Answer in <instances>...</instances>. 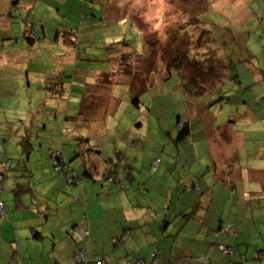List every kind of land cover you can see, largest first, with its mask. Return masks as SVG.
<instances>
[{
    "label": "rangeland",
    "instance_id": "374dc122",
    "mask_svg": "<svg viewBox=\"0 0 264 264\" xmlns=\"http://www.w3.org/2000/svg\"><path fill=\"white\" fill-rule=\"evenodd\" d=\"M26 2L31 4V10L23 25L29 26L32 33L29 31L24 35L25 32L17 31V22L23 19L18 16L12 20L14 26L11 30L0 32V56L20 55L21 48H32L30 55L28 52L31 63L25 64L24 70L33 74L27 77L24 70L6 73L0 70V150L11 152L12 145L23 136L26 140L28 135L32 140L33 154L49 148V144L53 149H59L65 153L68 164L80 168L77 174L80 182L65 187L80 196L83 182L86 193L92 187L95 188L94 194L100 197L105 191L111 193L113 207L120 206L124 210L128 206L131 211L130 214L123 213L117 208L116 213L123 215L122 218L128 215L133 222L140 221L138 231L159 229L168 224L170 233L182 219H186L185 224L194 225L195 220L203 222V219L211 218L216 209L210 197L217 194L215 187L218 184L209 187L207 192L204 184L208 185L207 178L214 174V166L219 169V178H223L222 172L231 167L232 179L242 184L246 197L255 198L243 199L240 191L233 194V201L230 195H224L219 200L218 212L248 216L252 241L247 238L249 243L234 245L233 237L224 231L216 240L228 239L221 244L231 250L226 251L229 255L248 245L252 246L251 249L255 245L264 248V197H261L264 189L260 187L249 193L247 188L253 180L264 184V171L254 170L264 168V129L259 130L257 116L252 113V117L250 112L234 115L232 119L237 123L228 125L226 121L233 114L232 107L218 101L222 96L228 99V96L236 95L237 101L245 99L252 109L260 104L264 106V0H113L106 9L102 0H86L84 6L78 0ZM129 19L134 21L133 25ZM217 20L228 28L224 34L220 29V36H223L214 38L216 33L211 27ZM70 29L75 30L78 39L74 57L69 52L72 43L64 41V34ZM29 38L34 39L30 42ZM114 41H124L136 54L142 51V59L134 57L130 48H118V57L114 54L111 64L115 71L111 82L116 84H112L110 95L114 99L109 96L101 98L98 106L107 114L99 117L96 128L86 126L89 133L83 134L82 142H87L78 147L80 144L74 143L69 121L74 120L71 109L77 112L83 97L80 81L85 84L87 79L95 78V71L108 69L104 61L97 59H104L103 48ZM52 55L57 56L55 61L50 60ZM227 59L230 60V69L238 73L237 82H224ZM2 60L0 67L4 65ZM71 63L74 66L64 68V74L68 73L65 79L69 81V92L63 99L65 108H62L71 112L59 116L61 120H51L45 125V120L39 118L42 115L40 101L49 95L51 83H56V76L52 77L55 68ZM173 66L180 69V78L190 85L191 94L186 95L187 98L184 83L174 70L165 77ZM128 72L132 74L134 86L148 85L146 91L138 95V107L131 103L133 95L128 91V80L122 76ZM219 85L236 92H213ZM193 88L203 95H192ZM250 98H253L252 103ZM32 101V104H39L30 111ZM90 112L91 109L87 108V113ZM53 114L56 115L57 111ZM84 118L90 117L85 115ZM176 120L188 123L191 128L190 136L178 145L172 141L179 126H176ZM23 121L34 124L32 129L28 126L30 132L27 136L26 132L19 130ZM253 122L257 125H252ZM73 151L76 153L74 158ZM2 158L0 154L3 181L24 180L12 173L16 167L13 161L10 170L5 171ZM166 168L174 171H165L164 177ZM86 170L100 177L92 182L84 176ZM178 182L181 188H178ZM220 187L221 184V196ZM191 191L196 195L195 201ZM181 193L186 200L179 195ZM2 195L7 193L4 191ZM167 211L170 216L163 222V213ZM224 229L228 231L227 226ZM211 243L207 247V250L211 249L209 256H198L195 260L201 264H229L219 246L221 253L211 258L215 251L212 245L219 244ZM255 254L258 256L257 251Z\"/></svg>",
    "mask_w": 264,
    "mask_h": 264
},
{
    "label": "crops",
    "instance_id": "0c3cea01",
    "mask_svg": "<svg viewBox=\"0 0 264 264\" xmlns=\"http://www.w3.org/2000/svg\"><path fill=\"white\" fill-rule=\"evenodd\" d=\"M11 1L0 0V6L5 7ZM21 1L19 6L29 11L31 4H28L26 0ZM2 24V20H0V27H3ZM42 30H44V26H42ZM45 47H47L46 44ZM29 51V49L25 50V48H21L22 54L20 55L16 54L11 57L0 56V59L3 58L2 61L4 62V65L0 68L9 67L10 65V68L13 70H24L26 68L24 65L31 63L28 61ZM56 59L57 56L53 55L50 60L55 61ZM80 73L83 72L81 71ZM96 73L99 74L98 71ZM24 74L27 77L33 76L32 72L28 73L25 71ZM40 74H43V72ZM80 83L82 82L80 81ZM58 98L55 97L50 100L47 96L44 101H40L39 108H42L43 115L40 114L39 118L40 120H45V125L46 122L60 119L50 117L49 113L44 112V109L49 105L60 106L62 102L55 100ZM32 103L33 101L30 103V111L39 104V102ZM252 115L254 117V114ZM256 116L255 118L260 121L262 114H256ZM30 122L23 121L20 129L29 131L28 126L32 129L34 124L29 125ZM48 147L47 149H42V151L40 150L39 154H31L27 158V164L32 175V180L30 179L29 181L32 195L28 193V197L23 195L19 199H15L10 194L13 188L12 183L2 184L0 201L5 205V218L4 220H0V264H14V255H17L20 264H144V262H147V264H194L193 261L195 264H201L195 259L198 256H209L208 253L211 249L207 250V247L212 244L211 242L219 243L218 245L216 243L212 245V250L214 249L215 251L211 254V258H214V255L217 256L218 252L221 253L218 246L220 247L225 239L219 242L216 240V237L218 238L221 235L222 230L219 231V228L224 225L228 227V231H226L227 235L233 237L235 241L232 244L240 246V243H249L246 241L247 238L252 241L250 234L252 230L250 231V224L248 225V220L250 219L248 216L245 214L225 215L224 213H220V211L218 212L219 200L221 201L223 199L221 197L226 196L227 192L222 190L221 196L219 195V187L213 184V177L206 178L207 186H216L215 188L217 189V194L210 197L211 201L215 203L216 213L212 214V217L209 219H203V222L197 221L194 218V225L183 223L182 227H179L177 231L176 239L172 241L166 239L162 242L160 239L161 228L138 231L140 221L133 222L128 215L124 218H122L123 215H118L116 213L117 208H120V211L123 213L130 214L131 211L128 206L124 210L120 206L113 207L111 193L105 191L103 192V196L100 197L94 194V187L86 193L84 192L86 189L85 183L82 181V195L78 196L70 192L65 187L71 184H67L64 181V171L62 173L55 171L47 155L48 150L59 151V149H53L50 144ZM258 152L260 153L262 150ZM257 156L258 153H256L255 157L257 158ZM262 163H264V160H262ZM69 167L73 169L77 176L80 171L79 165L72 166L70 164ZM257 169L264 171V168H254V170ZM165 171L173 172L174 170L169 168L164 169V177L166 175ZM84 176H87L92 182H95L100 177L98 175H91L89 172L87 175L84 174ZM22 182L25 185L27 180ZM170 182L173 181L171 180ZM179 184L178 182L177 186ZM260 187L264 189V184L262 185V182L258 184L254 180L247 185L249 192L252 190L256 191ZM178 188L181 187L178 186ZM4 191L7 193L6 196L2 195ZM239 191L244 198H247L242 187ZM191 194L195 201L196 195L192 192ZM179 195L186 200L184 193ZM192 197L190 196L189 198L192 199ZM125 199L127 201V198ZM168 209L170 211L169 207ZM166 214L170 216L168 211ZM163 220L165 218H162ZM134 225H136V228ZM167 225L161 230L162 233L169 235L176 232L177 229L168 233L170 229H168ZM77 227L86 230L85 237L80 238L75 233L74 229ZM254 227H256L255 224ZM34 231H39L43 237L41 239L35 237L31 239ZM240 237H242L241 240L238 239ZM251 247V245H248L246 248H242L240 252L233 253L230 257V262L240 261V255H246L247 259H254L256 257L255 252L262 247L256 245L253 246V249ZM77 249L85 253V261L76 262L73 259V254ZM155 251L156 257H154ZM219 259L223 260L221 256H219ZM256 264H264V262L259 261Z\"/></svg>",
    "mask_w": 264,
    "mask_h": 264
},
{
    "label": "trees",
    "instance_id": "16d2710c",
    "mask_svg": "<svg viewBox=\"0 0 264 264\" xmlns=\"http://www.w3.org/2000/svg\"><path fill=\"white\" fill-rule=\"evenodd\" d=\"M20 1L21 0H12L10 2V4L6 5L5 7L4 6H0V20H2L3 27L6 26L5 28L0 27V32L4 33L5 31L11 30L13 28V26H14V24L12 23V20L14 18H16V16H18L20 18L23 17V19L20 22H17V27H16L17 31H20V32H23V33L25 32L24 35L26 34V32H29V31H30L29 33H32V31L29 28V26L25 27L23 25L24 24V20L30 14V10L31 9H29V11H28V10H26V8L24 9V8L20 7L19 6ZM78 1L81 4H83V6L86 4V0H78ZM112 1L113 0H102L103 6H104L103 8L104 9L108 8L109 4L112 5L113 4ZM6 7H7V9L5 10ZM109 11H111V10H109ZM128 22L131 25L134 24V21L132 19L131 20L129 19ZM213 23H215V24L211 27L212 28L211 31L215 30L216 34L213 33L215 35V36H213L214 38L220 36V29H223V34L225 32H227V28L228 27L222 26L221 20H217V21H215ZM102 24H103V22H102ZM41 29H42V27H41ZM137 31H138V33L140 35L139 30H137ZM222 36L223 35H221L220 37H222ZM64 38H66V40H64L65 42L66 41H70L72 43V48H71V50L69 52H71L70 56L74 57L76 55L75 54V51H76L75 43L77 44V41H78L77 37L75 36V30L74 29L68 30L67 33L64 34ZM140 38H141V36H140ZM33 39L34 38H32V39L29 38V41L31 42ZM31 44L32 43H30L29 45H31ZM32 46H33V44H32ZM141 46H142V44H141ZM119 47L126 48V49L130 48L124 41H114L111 44H109L108 46H105L103 48L104 53H105L104 59L103 60L102 59H97V60L104 61L105 62V67H108V69L106 68L104 70H98L99 74H97V75H95V73H96V71H95V73H94V77L95 78L87 79L85 84L83 82V83H81V86H79V87H81L80 89L84 91L83 92V97L80 99V101H81L80 102V107H78V110L76 109L77 112H74L75 109H71V111L74 114L72 119H74V120L73 121H71V120L69 121L71 123V134L73 135L74 143L75 144H80V145H77L78 147H81L82 144L84 145L85 142H87V140H83V142H82V139L84 137L83 134L89 133V131L87 130L86 126L88 125V127H90L91 129L96 128V123L99 122V120H98L99 117L103 118V116H105L107 114L106 111L102 112V108H100L98 106L99 105V101H101V98L109 96V97L114 99V97H112L110 95V88L112 87V84H116L114 82H111L112 81V77L111 76H112V74L115 73V71L113 72V70L111 69L112 68L111 64L113 63L112 58H113L114 54H116L117 57H118V48ZM130 49L133 50L132 48H130ZM25 50H26V48H25ZM29 50H30L29 51V55H30L32 53L31 52L32 48L29 49ZM133 52L134 53H132V54H133L134 57L142 59V57H141L142 53H143L142 51L139 52V54H136L137 52L135 50H133ZM122 54H124V53H122ZM36 55L38 56V54H36ZM69 59H70V61L75 63V60H72L71 58H69ZM176 65L177 64H175V66ZM63 66L64 67L58 66V67L55 68V71H53V72L58 71V72H56L55 74L52 75V77L56 76L55 77L56 78V83H51V89L48 92L49 93L48 96L50 97V100L54 99L55 97H59L58 99H55V100L61 101L62 104L60 106L49 105L47 108L44 109V112L49 113L50 117H54V118H60L59 116L65 114L66 112H68V113L71 112V111H65V109L62 110V108H65L64 105H63V102H64L63 99H65L68 96L67 94L69 92V84H68L69 81H66V79H65V76L68 73L64 74V68H65V66H68V67L74 66V64L71 63V64H66V65H63ZM175 66L169 68V70L167 71L165 77L169 76V74H170V72L172 70H174L176 72L177 76L180 75V69L176 68ZM225 66H226V69H227V74H226L227 78H226V80L224 82H230V81L237 82L238 77H239L238 73L236 74L234 71H232L230 69V60L229 59L226 60ZM0 70H1V72L4 71V73H6L8 71H12V72L17 71V70L11 69L8 66L2 67V68H0ZM122 76L125 79L128 80V85H127L128 89H129L128 91H129L130 95L131 94L133 95V99L131 100V103L134 106L138 107V105H139L138 95L140 93L145 92L146 88L148 87V85L143 83L141 85L134 86V84H133L134 82L132 81V74L129 73V72L127 74H125V75L123 74ZM119 78H120V80L122 82L123 81L122 77H119ZM179 78H180V76H179ZM182 82L184 83V85H183L184 94H185V96L186 95L189 96L191 94V92H190L191 90H189L190 89L189 88L190 85H188V83L186 81H184V80H182ZM238 84L240 85L241 83L239 82ZM82 85H84V87H82ZM221 85H223V83ZM221 85L218 86L217 91H213V92H216V93L218 92V94L219 93H223V90H226L225 93L232 92V94H234L236 92V91H233V89L232 90H228L227 87L222 89ZM242 88H243V86H242ZM193 90H194V92L192 93V95H194V96L203 95L201 93V91H199L200 92L199 93L196 88H193ZM187 96H186V98H187ZM235 96L236 95L228 96V97H230L228 99H226L227 97L222 96L218 100L219 102L222 100L223 104L227 103V105H231V107H232L231 108V112H233V114H231L230 117L227 118L228 120L226 121L228 123V125L231 124L233 126L234 124L237 123L236 120L232 119V117L234 115H245L247 112H250L251 114L252 113H254V114H262L261 120L259 121V119H258V121L260 122V126H261V128H259V130L260 129H264V106L262 104L257 105V107L253 108L254 109L253 110L251 108L253 106H251L249 102L247 103L245 99L237 101L235 99ZM252 99L253 98H250V102L251 103H252V101H251ZM218 101H216V102H218ZM190 103H192V102H190ZM114 106H116V105L114 104L113 107ZM222 106H226V105H222ZM87 108L91 109L90 113H87ZM54 111H57L56 115L53 114ZM95 112H97L96 115H95ZM100 112L102 114H100ZM98 113H99V116H98ZM85 115L89 116L90 118H84ZM243 118L246 119V117H243ZM65 120H68L67 117L65 118ZM252 125H257V124L255 122H253ZM176 126H178L177 129H176L177 135L172 139V141L174 142V144L178 145L181 142H184L186 140V138H188L190 136L191 128H190L188 123H181L180 120H176ZM20 130L26 132L25 133L26 136L28 135L27 133L30 132L28 130L25 131L24 129H20ZM67 136L68 135H66V137ZM24 137L25 136L21 137L20 141H17V143L12 145L11 152L8 151V150H5V149H1L0 150V152H1L0 154L3 156L2 159H4L2 165H3V168H5V171L10 170L9 165H10L11 161H13V163L16 164V167L13 168V172L12 173H15L20 178H24V180L20 179L19 181L11 180V179L8 180V181H3L4 177L0 173V194H1V190H2V185L1 184H5V183L10 182V183H12V187L13 188L10 191L11 193L10 192L9 193L13 197H15V199H19L23 195L28 197L27 194L28 193L31 194V191H32V189L29 187L30 186L29 185V181H30V179L32 180V175H31V170L29 169V166L27 164V162H28L27 158L30 157L31 154H33L34 150H33L32 140H30L31 137H29V135H28L26 140L24 139ZM175 152H177L176 149H175ZM53 154L55 155L54 157H53ZM9 155H11V157H15V158H13V160H12V159H10ZM47 155L49 156V159L51 157V161H52L51 162V166H52V168L55 171L61 172V173L64 171V176H65V179H67L66 180L67 184H77L78 183L77 176H76L75 172L73 171V169H71L69 167L70 164H68L69 161L66 160L64 152H62L60 150L56 151V150H52L51 149V150H48ZM72 155H73L72 158H74V156H76V153L74 154V151H73ZM4 162H5V164H4ZM230 163H232V162H230ZM214 167L215 168H214V170L212 172V173H214V174H212V177L214 179L213 184L214 185L218 184L217 185L218 187H219V184H221V187H220L221 193L220 194H222V190H227V195H230V199H231V201H233V194H237V191H239L241 189L242 184L240 182L232 179V177L230 175L231 167H229L226 170V172H224V171L222 172L223 178H219V169L216 168V166H214ZM239 169H240V167H239ZM84 174L87 175L88 171L86 170L84 172ZM227 176H229L230 179L227 178ZM26 178L28 179V181L24 185L22 181H26L27 180ZM204 186H205L206 192H207L209 190V186H207V184H204ZM194 187L195 186H193V189H194ZM23 193H26V194H23ZM249 193H252V192H249ZM239 195H241L240 197L244 198L242 193L239 192ZM261 197H264V196H261ZM222 198H223V196H222ZM250 198H255V196L247 197V199H250ZM252 201H254V200H252ZM168 216L169 215H167L166 213L163 214V217L165 219H167ZM4 218H5V205L3 203L2 207L0 208V220H4ZM185 220L182 219L180 222H178L176 224V226H175V229L177 227L176 232L175 233H170L169 235L168 234L166 235L165 233H162L161 230L163 228L160 227L161 228V230H160V233H161V238L160 239H161V241L164 242L166 239L167 240L169 239L170 241H172V240L176 239V235L178 234L177 231H178L179 227H182L183 223L185 224ZM227 223H229V222H227ZM225 227H226V225L221 226L219 228V231L222 230V231H224V234H226L227 230L224 229ZM34 237L41 239L43 236H41L39 231H34L32 233L31 239H33ZM220 246H222V245H220ZM222 247H223V251L226 254V255L225 254H223V255L227 256L229 261H231L230 257L233 255V253L229 255L228 252H231V250L228 251L226 246H222ZM79 251H80V249H77L74 252V254H73V259L75 261H76V255H77V253ZM226 251H228V252H226ZM257 252H258V256L254 257V259L250 258L251 261H250V259H247L246 255H244V256L240 255V257H241V258H239L240 261H232L229 264H251V263L252 264H256L259 261L263 263L264 262V248L259 249ZM154 257H156V251H155ZM14 259H15L14 264H20L18 262L17 255H14ZM129 264H131V263H129ZM144 264H147V262H144Z\"/></svg>",
    "mask_w": 264,
    "mask_h": 264
},
{
    "label": "built area",
    "instance_id": "2783aa9c",
    "mask_svg": "<svg viewBox=\"0 0 264 264\" xmlns=\"http://www.w3.org/2000/svg\"><path fill=\"white\" fill-rule=\"evenodd\" d=\"M2 205H3V203H2V201H0V208L2 207ZM74 231L78 233V235H79L80 238L81 237H85V235H86V230L83 229V228H78L77 227V228L74 229ZM220 248L223 249L222 246H220ZM85 260H86L85 253L83 251H79L77 253V255H76V261L77 262H80V261H85Z\"/></svg>",
    "mask_w": 264,
    "mask_h": 264
}]
</instances>
